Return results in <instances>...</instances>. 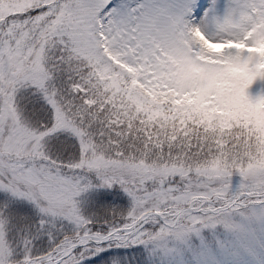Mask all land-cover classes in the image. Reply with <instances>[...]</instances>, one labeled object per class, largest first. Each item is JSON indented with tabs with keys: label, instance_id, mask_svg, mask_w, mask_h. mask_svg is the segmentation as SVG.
<instances>
[{
	"label": "snow or ice",
	"instance_id": "1",
	"mask_svg": "<svg viewBox=\"0 0 264 264\" xmlns=\"http://www.w3.org/2000/svg\"><path fill=\"white\" fill-rule=\"evenodd\" d=\"M117 95L174 129L143 161L162 171L90 167L153 135ZM262 107L264 0H16L0 14V264H264Z\"/></svg>",
	"mask_w": 264,
	"mask_h": 264
},
{
	"label": "rangeland",
	"instance_id": "2",
	"mask_svg": "<svg viewBox=\"0 0 264 264\" xmlns=\"http://www.w3.org/2000/svg\"><path fill=\"white\" fill-rule=\"evenodd\" d=\"M15 5L16 0H0V14H12L15 10ZM113 104L115 106L114 110L122 113H120L119 119L124 121V125L131 122L138 128H143L145 131L152 132L153 135L151 139H149V142H147L142 132L137 131L134 134L127 132L124 136V139L128 140L126 148L130 157L127 164H121L118 167H114L107 158H102L99 155H96L89 161L90 167L108 175L124 173L126 175L140 176L152 175L156 174L158 171H162V169H158L155 164L149 165L143 163V161L145 159H150L153 155L161 157L163 153L168 151L170 143L175 145V141L171 139V136L174 134V129L165 121V117L163 115H158L155 112L146 113L143 109L138 112L137 108L140 106L138 100L134 101L131 97L117 95L113 98ZM237 107H239V105H237ZM257 111L260 113V117L257 122L261 127H264V107L258 109ZM124 112L128 115V121L124 120ZM149 116H151L150 120L153 127L152 130H147L145 123L143 125L138 123L141 117H147L149 119ZM133 117H135V119H133ZM137 159H139L140 162L133 163V161ZM116 191L118 192V190ZM93 196L94 194H90L88 197L85 196V202L92 199ZM119 196L122 197V194ZM119 196L117 197L116 202L120 200ZM122 199L125 198L122 197Z\"/></svg>",
	"mask_w": 264,
	"mask_h": 264
}]
</instances>
